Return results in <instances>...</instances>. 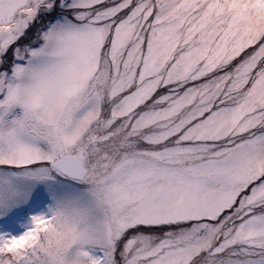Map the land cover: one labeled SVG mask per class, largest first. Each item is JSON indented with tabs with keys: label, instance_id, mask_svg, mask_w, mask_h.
<instances>
[{
	"label": "snow or ice",
	"instance_id": "obj_1",
	"mask_svg": "<svg viewBox=\"0 0 264 264\" xmlns=\"http://www.w3.org/2000/svg\"><path fill=\"white\" fill-rule=\"evenodd\" d=\"M0 264H264V0H0Z\"/></svg>",
	"mask_w": 264,
	"mask_h": 264
}]
</instances>
